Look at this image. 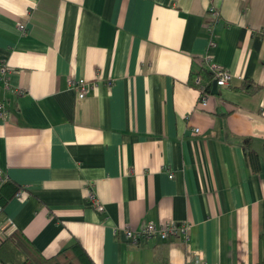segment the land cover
<instances>
[{
	"label": "crops",
	"instance_id": "0c3cea01",
	"mask_svg": "<svg viewBox=\"0 0 264 264\" xmlns=\"http://www.w3.org/2000/svg\"><path fill=\"white\" fill-rule=\"evenodd\" d=\"M207 59L229 85L191 84ZM0 61L10 231L46 256L80 241L97 264H259L264 0H0ZM166 220L188 238L126 235Z\"/></svg>",
	"mask_w": 264,
	"mask_h": 264
},
{
	"label": "trees",
	"instance_id": "16d2710c",
	"mask_svg": "<svg viewBox=\"0 0 264 264\" xmlns=\"http://www.w3.org/2000/svg\"><path fill=\"white\" fill-rule=\"evenodd\" d=\"M255 48H259V37L255 40ZM190 82L195 86H200L202 92H210L214 86V76L212 71L207 66H201L197 71L191 72ZM244 86L250 91L257 90L260 85L255 84L253 81H246ZM204 88V89H203ZM251 88V89H250ZM247 155L251 160L259 166V154L251 146L247 145ZM12 186V194H18L21 191V186L15 185L10 180H5L4 176L0 179V216L3 210L4 197L2 190L4 187ZM2 218V216H1ZM260 241V259L259 264H264V201L262 213V230L259 237ZM0 260L2 264H97L84 244L80 241H75L57 253L46 256L43 252L38 250L33 242L28 238L25 233L19 229H14L0 242Z\"/></svg>",
	"mask_w": 264,
	"mask_h": 264
},
{
	"label": "built area",
	"instance_id": "2783aa9c",
	"mask_svg": "<svg viewBox=\"0 0 264 264\" xmlns=\"http://www.w3.org/2000/svg\"><path fill=\"white\" fill-rule=\"evenodd\" d=\"M209 16H210V27L213 26L214 21H217L219 18V9L211 6L209 9ZM212 29V28H211ZM211 44H215V40H211ZM207 67L212 71L214 79L219 86L229 85L233 80V73L226 68L222 67L219 64L213 63L209 59H207ZM8 67L4 61H0V82H3L6 87H9V79H8ZM69 84L73 88H75L80 97H84L89 92V84L85 81V79H75L70 78ZM204 89V88H203ZM201 104L206 103V96L203 93L200 100ZM3 109V105L0 103V110ZM194 132H199L200 127L195 126L193 127ZM1 179V177H0ZM95 205L97 208H102V204L100 203L99 199L94 197L93 198ZM8 222L3 220L0 216V242L8 234L12 231L11 225L7 224ZM188 229L189 225L185 222L178 223L174 220H166L162 222H154L150 221L146 223L142 228L133 230L131 228H126V235L133 241L141 240L143 238H148L153 235H158L163 239H168L172 236H177L178 234H183L186 238H188ZM202 264H208L206 260H202Z\"/></svg>",
	"mask_w": 264,
	"mask_h": 264
},
{
	"label": "water",
	"instance_id": "95a60500",
	"mask_svg": "<svg viewBox=\"0 0 264 264\" xmlns=\"http://www.w3.org/2000/svg\"><path fill=\"white\" fill-rule=\"evenodd\" d=\"M214 87L217 88V83H216V81L214 82Z\"/></svg>",
	"mask_w": 264,
	"mask_h": 264
}]
</instances>
